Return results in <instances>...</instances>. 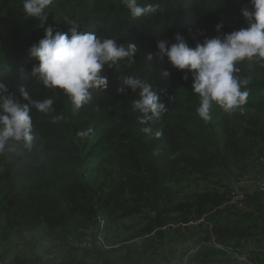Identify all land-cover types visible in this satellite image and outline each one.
Returning <instances> with one entry per match:
<instances>
[{
  "label": "trees",
  "instance_id": "trees-1",
  "mask_svg": "<svg viewBox=\"0 0 264 264\" xmlns=\"http://www.w3.org/2000/svg\"><path fill=\"white\" fill-rule=\"evenodd\" d=\"M138 3L158 8L133 18L123 0H53L42 22L25 17L23 0H0V81L17 98L21 86L34 100L52 97L55 108L48 115L32 109L30 150L9 142L0 151V264H249L213 240L252 248L251 262L264 264V191L249 183L243 202L228 203L235 181L264 178V62L238 63L237 77L250 78L246 104L226 113L213 103L206 122L196 112L201 98L192 91V73L166 57L146 59L158 51L157 40L174 43L177 32L195 47L218 35L220 21L222 33L245 27L240 10L251 9L250 0ZM66 19L78 31L137 45L134 60L105 67L107 90H91L79 110L63 90L29 75L39 63L30 47L48 25L68 32ZM162 68L169 79L160 76ZM129 76L144 79L166 104L161 118L147 125L150 136L132 109L138 91L122 84ZM54 116L60 119L53 122ZM88 128L89 136L77 135ZM211 210L207 225H182Z\"/></svg>",
  "mask_w": 264,
  "mask_h": 264
},
{
  "label": "clouds",
  "instance_id": "clouds-1",
  "mask_svg": "<svg viewBox=\"0 0 264 264\" xmlns=\"http://www.w3.org/2000/svg\"><path fill=\"white\" fill-rule=\"evenodd\" d=\"M123 2L133 18L155 13L158 8L155 4L141 6L138 0ZM52 3L53 0H23L25 17L38 18L45 22L48 17L47 9ZM250 3L251 9L240 10L245 27L222 33L224 23L220 21L215 25L218 35L205 37L195 47H190L185 37L177 32L174 43L157 40L158 51L147 54L148 61L154 58L164 61L166 57L172 67L192 73V91L201 98L196 112L206 122L212 119L213 103L226 113L246 104L249 95L246 86L250 78L237 77L236 73L240 72L238 63L244 60L264 62V0H250ZM66 21L70 25L68 32L48 25L44 29V37L30 47L29 55L39 63L33 66L30 74L27 73L47 89L63 90L74 110H79L91 99V90H107L109 80L103 74L105 67L113 69L121 60H134L137 45L130 42L125 47L94 32L78 31L77 22ZM191 32L190 28L189 33ZM160 76L169 79L170 72L162 68ZM183 78L187 80L188 77L185 75ZM122 84L131 92L138 91L139 98L132 101V109L140 113L137 117L138 123L143 125L140 131L152 135V128L147 125L161 118L167 111L166 104L152 90V86L140 77L129 76ZM118 91L125 93V88L121 87ZM169 99L172 97L169 96ZM53 105L52 97L42 101L32 99L24 86L19 88L17 98L16 93L10 92L7 85L0 81V151L9 142H15L30 150L35 139L30 115L32 109L48 115L55 112ZM59 119V116H54L53 122ZM92 132L93 129L88 128L77 135L83 138ZM160 135V132L156 133V136Z\"/></svg>",
  "mask_w": 264,
  "mask_h": 264
},
{
  "label": "built area",
  "instance_id": "built-area-1",
  "mask_svg": "<svg viewBox=\"0 0 264 264\" xmlns=\"http://www.w3.org/2000/svg\"><path fill=\"white\" fill-rule=\"evenodd\" d=\"M249 183H255L257 185V187L261 190L264 191V178H262L261 180L258 181H254V180H250V179H240L237 180L233 183L232 189L230 191V198L228 203L232 204V205H238L241 202L244 201L245 197H246V192L244 191V187L249 184ZM213 210H211V212H205L204 214H202L200 217L196 218V219H191L188 222L182 223V225L185 226H191L194 228H198L200 226H205L208 224V217L210 215V213H212ZM180 224L174 225L178 226ZM98 226L100 228V233L98 236V244L99 245H103L105 244V240H104V236H103V230L105 229L106 226V220L104 217H100L99 218V222H98ZM211 227V225H210ZM212 244L219 249H223L226 250L227 252H229L230 254H232L233 258L241 263H249V264H253L251 262V256L253 255V251L254 249L252 248H245V249H234L231 247H226L220 243H217L215 240L212 241ZM263 254H264V249H263Z\"/></svg>",
  "mask_w": 264,
  "mask_h": 264
},
{
  "label": "rangeland",
  "instance_id": "rangeland-1",
  "mask_svg": "<svg viewBox=\"0 0 264 264\" xmlns=\"http://www.w3.org/2000/svg\"><path fill=\"white\" fill-rule=\"evenodd\" d=\"M198 186H199V187H198L199 189H202V188H204V187H205V184H203V183H200V184H198Z\"/></svg>",
  "mask_w": 264,
  "mask_h": 264
}]
</instances>
